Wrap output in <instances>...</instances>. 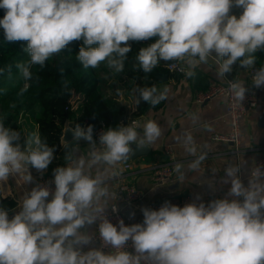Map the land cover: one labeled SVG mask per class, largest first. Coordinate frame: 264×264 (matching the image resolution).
I'll use <instances>...</instances> for the list:
<instances>
[{
	"label": "clouds",
	"instance_id": "obj_1",
	"mask_svg": "<svg viewBox=\"0 0 264 264\" xmlns=\"http://www.w3.org/2000/svg\"><path fill=\"white\" fill-rule=\"evenodd\" d=\"M233 8L242 9L239 16ZM0 10L4 40L26 42L28 59L16 64L25 81L21 94L30 86L33 67L43 69L72 42L82 41L76 59L84 69L105 64L119 74L130 42L152 38L155 42L135 57L144 74L161 61H179L186 66L184 76L194 78L196 69L211 61L218 79L234 68L254 69L251 89H264V65L256 67L257 53L264 52V0H0ZM229 88L238 102L250 91L238 79L229 80ZM134 91L137 105L154 108L169 99L170 88L137 85ZM68 131L76 146L66 153L65 166L53 170L54 190L36 184L11 218L0 207V264H264V184L257 182L264 166L247 185L242 165L225 168L222 183L230 186L208 203L181 207L165 201L158 210L142 208L141 223L113 224L106 210L115 194L103 187L106 179L117 176L118 166L137 151L156 144L162 127L151 118L143 125L119 124L101 131L98 142L93 125L76 124ZM81 140L89 146L86 157L79 153ZM20 141L21 132L0 118V183L22 175L31 184L30 169L43 173L55 158V146L39 132L23 146ZM191 143L188 136L185 149L194 155ZM205 159L199 155L189 169ZM93 168L102 171L93 175ZM174 170L183 176V164ZM97 222L99 248L91 247L95 236L87 231ZM109 247L112 251L104 250Z\"/></svg>",
	"mask_w": 264,
	"mask_h": 264
},
{
	"label": "crops",
	"instance_id": "obj_2",
	"mask_svg": "<svg viewBox=\"0 0 264 264\" xmlns=\"http://www.w3.org/2000/svg\"><path fill=\"white\" fill-rule=\"evenodd\" d=\"M241 9L235 8L232 14L239 16ZM151 43L150 40H147ZM169 62L161 61L159 65L164 67ZM184 68L186 67L180 62ZM264 65V64H263ZM256 66H258L256 64ZM260 67V66H258ZM216 65L209 62L196 69V74L202 75V83H208L209 88L225 82L226 78L218 79L215 75ZM249 69H239L235 79L242 80L247 86ZM172 74V72L169 71ZM114 74L111 73V75ZM171 74H165L158 81V89L170 88L169 99L159 109H149L141 116H134L136 109V81L127 73L122 72L118 75L122 87L117 89H103L108 99L120 101L129 113L128 124L143 125L149 118L156 120L162 127L163 134L156 144L149 148L139 150L126 162L118 166L116 171L119 173L115 177L106 179L103 187L110 193L115 194V198L107 204V209L113 204L118 203L125 216L130 217L131 224L141 223L143 215L141 209L149 205L164 203L169 201L177 206H184L186 203L200 202L208 203L210 200L220 198L225 195L230 185L222 183L225 175V168L229 166H243L242 180L247 185L248 179L253 178L252 172L257 161L264 156V93L260 95L258 105L249 111L247 116L241 121V143L239 151L234 149L230 142L215 139V135L226 136L230 132V124L226 111V101L222 96H216L203 104H198L195 97L201 93L200 87L195 86L193 78L180 77L175 79ZM117 75V73H115ZM121 86V85H120ZM81 99L76 98L73 102L74 109L80 114ZM193 116L198 117L196 121ZM72 122V121H70ZM66 122L65 128L68 126ZM31 125L21 130V145H24L26 137L36 132V128L31 130ZM211 128V131L208 129ZM65 130V129H64ZM190 136L192 143L190 147L195 149V154H190L185 149V140ZM73 139V138H72ZM62 141L66 153L76 146L73 140ZM79 153L83 156L88 155L89 146L87 142H79ZM171 146L175 164H183V176L175 171L173 179L163 184H156L152 181L153 171L163 162L168 160L164 149ZM135 148V145L132 146ZM65 154L55 156L48 169L43 173L30 169L34 178L33 183L26 184L23 176L10 177L7 182L0 183V207L9 211V216L19 211V204L23 195L38 184L39 177L54 179L53 170L58 166H65ZM206 154V159L196 170H190L188 165L199 155ZM131 164V168L124 166ZM102 169H92V174ZM264 184V177L257 180ZM123 184H132L140 191L141 200L132 205H126L118 197L119 187ZM214 187V190L209 188ZM199 197V199H197ZM99 206H104V199L99 201ZM134 214V215H133ZM94 234V225L87 229ZM91 247H97L94 242ZM88 247L84 248L87 251Z\"/></svg>",
	"mask_w": 264,
	"mask_h": 264
},
{
	"label": "trees",
	"instance_id": "obj_3",
	"mask_svg": "<svg viewBox=\"0 0 264 264\" xmlns=\"http://www.w3.org/2000/svg\"><path fill=\"white\" fill-rule=\"evenodd\" d=\"M3 15V10H0V18ZM155 39H150V42H155ZM130 43L132 51L128 54L123 72L136 81L135 88L137 85L157 87L160 78L171 73L162 65H158L149 74L138 71L135 60L138 50L151 43ZM81 45L82 41L70 43L62 53L48 61L43 69L34 66L33 79L28 82L30 86L21 94L25 81L16 64L28 59L24 51L26 42L8 43L0 29V69L4 70L0 73V118L4 119L5 126L17 131L29 125L31 130L36 128V132L46 139L49 146H55L56 156L66 153L62 144L66 122L72 121L74 125L82 127L93 125L94 131L100 122H104L107 127L126 125L128 122L129 113L125 106L116 99H108L103 92L98 68L84 69L76 59ZM256 64H264V52L257 53ZM239 69L234 68L227 78H236ZM171 75L178 80L183 76L176 72ZM202 78L200 73L196 74L193 83L200 87L201 92H206L209 85L202 83ZM135 94L137 98V93ZM76 98L81 99L80 114L74 109L73 102ZM163 104L164 102L153 109H159ZM149 109L152 107L144 102L136 104L134 116H141Z\"/></svg>",
	"mask_w": 264,
	"mask_h": 264
},
{
	"label": "built area",
	"instance_id": "obj_4",
	"mask_svg": "<svg viewBox=\"0 0 264 264\" xmlns=\"http://www.w3.org/2000/svg\"><path fill=\"white\" fill-rule=\"evenodd\" d=\"M256 67L258 68V66ZM166 68L171 72L183 74L182 69L184 68V66L179 61H172L167 64ZM253 73H254V69H249L248 87L250 88V91L247 94L245 101L243 102H238L237 100H235L229 88V80H232L231 78H226L224 83L219 85H214L210 87L206 92L198 93L195 97V101L198 104H203L206 101L216 96H222L225 98L226 111L230 124V132L226 136L215 135V139H220L232 143L236 151H239V146L241 143V131H240L241 121L247 116V114L251 109H254L258 105L260 95L264 93V89H251V81H252ZM106 128H108L106 124L104 122H100L99 126L95 129L94 139H96L97 142L100 132ZM164 152L168 157V160L160 164L153 171L151 176L152 181L156 184H163L167 181H170L171 179H173L175 174V170H174L175 160L173 158L172 147L166 146ZM261 166H264V156L257 161L255 169ZM124 167L126 169H129L131 168V164H126ZM255 169L253 170V172L255 171ZM52 181L53 179L48 177H39L38 184L48 185L54 190V184H52ZM118 197L120 201L123 202L124 204L132 205L139 202L141 200L142 195L135 185L123 184L119 187ZM162 204L163 203H157L156 205H149V208L158 210L162 206ZM106 214L108 219L113 224H118L120 220H123L126 225H131L130 217L124 215L118 203H113L106 210ZM97 228H98V222L97 224H94L93 236H95L94 242L97 244L98 247H100L101 241L99 240L98 237ZM104 250L112 251L110 247Z\"/></svg>",
	"mask_w": 264,
	"mask_h": 264
},
{
	"label": "rangeland",
	"instance_id": "obj_5",
	"mask_svg": "<svg viewBox=\"0 0 264 264\" xmlns=\"http://www.w3.org/2000/svg\"><path fill=\"white\" fill-rule=\"evenodd\" d=\"M100 77H101V88L106 89L107 88H113L114 90L117 89V87H122L124 83L121 84L120 80L122 77H120L118 74L115 75L111 69H109L105 64H101L97 69ZM121 85V86H120Z\"/></svg>",
	"mask_w": 264,
	"mask_h": 264
},
{
	"label": "water",
	"instance_id": "obj_6",
	"mask_svg": "<svg viewBox=\"0 0 264 264\" xmlns=\"http://www.w3.org/2000/svg\"><path fill=\"white\" fill-rule=\"evenodd\" d=\"M234 9L235 8L232 9V12H233ZM165 78L166 77H163L162 80H164ZM74 126L75 125H74L73 122L68 123V126L65 128V130L63 132L62 141L67 142V141H69V140H71L73 138L71 132H69L68 129L70 127H74Z\"/></svg>",
	"mask_w": 264,
	"mask_h": 264
}]
</instances>
